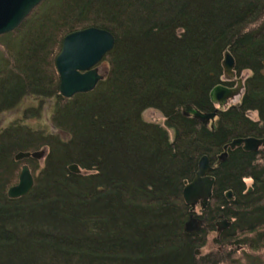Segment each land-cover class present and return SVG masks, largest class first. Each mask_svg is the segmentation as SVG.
<instances>
[{"label":"trees","instance_id":"1","mask_svg":"<svg viewBox=\"0 0 264 264\" xmlns=\"http://www.w3.org/2000/svg\"><path fill=\"white\" fill-rule=\"evenodd\" d=\"M23 22L0 51V116L22 112L0 127V264H222L220 253L197 254L221 221L230 227L216 244L263 250L264 146L229 145L264 139V0H44ZM88 27L115 37L108 75L65 99L56 57L66 35ZM227 51L235 73L250 75L240 103L219 109L212 127L188 108L212 113V90L234 88ZM47 106L51 130L33 128ZM43 150V162L15 157ZM203 155L213 196L201 229L187 233L182 192ZM24 165L34 187L11 199ZM258 257L252 264H264Z\"/></svg>","mask_w":264,"mask_h":264},{"label":"water","instance_id":"2","mask_svg":"<svg viewBox=\"0 0 264 264\" xmlns=\"http://www.w3.org/2000/svg\"><path fill=\"white\" fill-rule=\"evenodd\" d=\"M43 1L0 0V35H7V33L17 30L23 21ZM115 42L110 32L98 28H87L82 31H75L65 37L63 48L55 61V66H57L58 75L61 79L62 94L65 98L88 93L97 87L99 81L104 77L98 74L97 69L92 68L113 49ZM224 58V69H226L229 77H233L235 59L229 51L225 53ZM238 92L236 88L229 89L224 85H220L212 90L211 97L216 101L223 102L227 98H233ZM192 113L206 120L215 117L214 114L199 115L196 111H192ZM263 146L264 139L254 137L237 139L230 145L233 150L236 147H243L246 152H258ZM45 154L46 152L43 150L35 153L23 152L17 154L15 157L17 161H23L29 158L42 160ZM22 168L19 183L8 190V196L11 199L25 197L34 187L35 179H33L31 169L28 165H24ZM210 169V160L207 156H203L196 177L183 189L182 194H184L186 205L194 207L200 201L203 208L208 206L215 186L214 178L209 175ZM70 170L75 174L81 173V168L76 165H71ZM251 190L252 187H249L248 192H252ZM226 197L231 201L232 192L227 191ZM199 223L197 219L194 221L191 220L186 224L187 231L194 233L199 228ZM216 227H218V233H222L229 229L230 223L227 221L217 222Z\"/></svg>","mask_w":264,"mask_h":264},{"label":"rangeland","instance_id":"3","mask_svg":"<svg viewBox=\"0 0 264 264\" xmlns=\"http://www.w3.org/2000/svg\"><path fill=\"white\" fill-rule=\"evenodd\" d=\"M5 35H0V51H7V46L5 45L6 41H5ZM107 65L103 64L100 66V70L103 72H105L107 70ZM250 75V72L245 71L241 76H238L236 73H234L233 77L230 79L224 78L226 81L232 82L234 83V87H236L238 84H242V86L245 83V78L247 76ZM244 91L240 89V91L229 100L230 105H234V104H238L240 103V100L243 96ZM30 104V103H29ZM35 105H37L35 103ZM52 109L50 108V106H47L44 109V113L42 115V117L40 118H33V120L28 121V123H30V125L38 129H49L51 130V122H50V117H51V111ZM22 116V112L21 110L18 111H12L10 113H6L4 115L0 116V127L5 126L6 124L11 123V121H14L18 118H21ZM253 119H256V114H252L251 115ZM144 118H146V120H148L149 122H154V123H161L164 126V122H165V118L161 115V113L157 110H147L143 116ZM170 134L172 135V132H170ZM65 136V135H63ZM46 155V154H45ZM44 155V157L42 158L41 162H43V160L46 158V156ZM252 180H247V184L248 186L252 187ZM196 212L198 214H201L202 210L200 208V206H197L196 208ZM219 233H215L213 235H209L207 238V246H205L204 248H202L201 250L198 251V258L202 257H207L208 255L215 253L216 255H218L220 253V256L225 257L227 256L228 258L226 259L225 263L222 264H252L253 259H256L257 256H259V260H264V248L261 251H253L251 249L248 248H236L233 245H231L229 248H227L226 246L222 245V244H216L215 243V239L219 238ZM221 246H224L223 248ZM236 252V254L233 256L230 254ZM230 256V257H229Z\"/></svg>","mask_w":264,"mask_h":264},{"label":"bare ground","instance_id":"4","mask_svg":"<svg viewBox=\"0 0 264 264\" xmlns=\"http://www.w3.org/2000/svg\"><path fill=\"white\" fill-rule=\"evenodd\" d=\"M40 5V4H39ZM38 7V6H37ZM36 7V8H37ZM24 23V22H23ZM22 23V24H23ZM21 24V25H22ZM20 25V26H21ZM88 28H95V27H88ZM96 28H98V27H96ZM85 29H87V28H85ZM85 29H82V30H85ZM98 29H101V28H98ZM82 30H75V31H82ZM101 30H105V29H101ZM74 31V32H75ZM105 31H107V32H110L109 30H105ZM73 33V32H72ZM112 35H113V33L112 32H110ZM67 36V35H66ZM65 36V37H66ZM65 37L63 38V41H64V39H65ZM113 37H114V35H113ZM114 40H115V37H114ZM63 41H62V47H61V50H62V48H63ZM116 41V40H115ZM115 45H116V42H115ZM115 45H114V47H115ZM114 47H113V49H114ZM112 49V50H113ZM60 50V51H61ZM111 50V51H112ZM110 51V52H111ZM109 52V53H110ZM60 53V52H59ZM58 53V54H59ZM109 53L107 54V55H105L99 62H98V64L96 65V66H94L92 69H97L98 70V74L99 75H101V76H103L104 78L102 79V80H100L99 82H101V81H103L105 78H106V76L108 75L107 74V71H108V68H107V70L105 71V72H103L102 73V71L100 70V66L101 65H103V64H106L105 62H104V58L106 57V56H108L109 55ZM232 56V55H231ZM58 57V56H57ZM56 57V58H57ZM233 57V56H232ZM235 59V58H234ZM107 65V64H106ZM235 65H236V61H235ZM108 67V66H107ZM235 68V67H234ZM233 68V71H234V73H235V69ZM84 73V72H83ZM225 76L227 77V78H229V76L227 75V72H226V69H225ZM98 85H99V83L97 84V87H98ZM97 87L95 88V89H97ZM226 87V86H225ZM243 87H244V85L242 86V84L240 83V84H238L236 87H234V88H236V89H238V91H240V89L241 90H243ZM228 88V87H227ZM234 88H229V89H234ZM94 89V90H95ZM59 90H60V94L63 96V94H62V88H61V79H60V83H59ZM93 90V91H94ZM90 92H92V91H90ZM84 94H88V93H84ZM76 96V95H75ZM74 97V96H73ZM73 97H71V98H73ZM63 98H65L64 96H63ZM66 98H68V97H66ZM65 98V99H66ZM211 99L215 102V103H217V108H216V111H214V112H212V113H203V112H199V111H197L196 109H194V108H192V107H190V108H188V114L190 115H194L193 113H192V111H196L197 113H199V115H212V114H214L215 115V117L213 118V119H203V118H199L198 116H196V115H194L195 116V118H197L199 121H201V122H203V123H205L206 125H210V126H212V127H214V123H215V121L217 120V118H218V114H217V111H219V109H221V108H228V107H230L231 105H230V103H229V100L231 99V98H227L225 101H223V102H219V101H216V100H214L212 97H211ZM239 139V138H238ZM237 140V139H236ZM236 140H234V141H236ZM233 141V142H234ZM232 142V143H233ZM232 143H230V145L232 144ZM230 145H229V147H230ZM227 148V146L225 147V149ZM231 148V147H230ZM228 149V148H227ZM226 149V150H227ZM45 151V150H44ZM203 156H207V155H203ZM208 157V156H207ZM203 158V157H202ZM202 158H200V161H201V159ZM208 159H209V157H208ZM210 160V159H209ZM200 161H199V163H198V168H199V164H200ZM210 164H211V160H210ZM83 171H82V169H81V173H82ZM197 173H198V169H197ZM196 173V174H197ZM78 175H80V174H78ZM196 177V175L193 177V179L191 180V181H186L185 182V187L187 186V184H190L193 180H194V178ZM250 187V186H249ZM248 187V188H249ZM229 192H232L231 190H229ZM183 193V192H182ZM183 196H184V194H183ZM234 199V194H233V192H232V200ZM197 206H200V208H201V210L202 209H205V208H203V206L200 204V201L199 202H197L196 204H195V206L193 207V206H190V208H191V214L189 215V220L185 223V225H184V228H185V231L187 232V233H189L188 231H187V228H186V224L188 223V222H190L191 220H198L200 223L198 224V229H196L195 231H197V230H199V229H201V226L204 224V220H202L200 217V215L201 214H198L197 212H196V208H197Z\"/></svg>","mask_w":264,"mask_h":264}]
</instances>
